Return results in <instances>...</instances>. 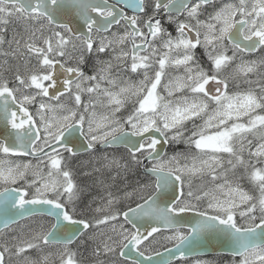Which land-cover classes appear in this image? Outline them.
I'll return each mask as SVG.
<instances>
[{"label":"snow or ice","instance_id":"obj_1","mask_svg":"<svg viewBox=\"0 0 264 264\" xmlns=\"http://www.w3.org/2000/svg\"><path fill=\"white\" fill-rule=\"evenodd\" d=\"M208 248L264 264V0H0V264Z\"/></svg>","mask_w":264,"mask_h":264},{"label":"rangeland","instance_id":"obj_2","mask_svg":"<svg viewBox=\"0 0 264 264\" xmlns=\"http://www.w3.org/2000/svg\"><path fill=\"white\" fill-rule=\"evenodd\" d=\"M182 147H184V146H182ZM177 150H179V149H177ZM181 150H183V149H181ZM122 152L123 151H107V150H105V151H100V152H97L95 154H91V155L86 156L83 160V161L89 162L87 164L86 170L92 171L93 168H100L101 171L100 172H94L93 171L92 176L87 177V178L80 176V178L82 179L81 184H91L93 181H95L97 178H99V179L104 180L105 184L112 185L113 181L111 180L110 177L116 176V171L113 169L111 172H109L107 169H104L102 167L104 161L101 158L104 155H108L109 157H112L113 155L118 156ZM169 154H171V150H170ZM73 165L77 166V169L79 170V168H78L79 164H77L73 161ZM129 179L134 180L135 177L129 176ZM123 183H124L123 180L120 177H117L116 181L114 182V186L110 190L113 193H116L118 188L123 187ZM242 183H244L245 187H248L246 182H242ZM95 189L97 192L94 195H97L98 197H102L105 195V189L99 185H97L91 189V194H93V191ZM86 199H88V197H86ZM230 259H231V257H227V256L226 257H214L213 260H210L209 264H229Z\"/></svg>","mask_w":264,"mask_h":264},{"label":"flooded vegetation","instance_id":"obj_3","mask_svg":"<svg viewBox=\"0 0 264 264\" xmlns=\"http://www.w3.org/2000/svg\"><path fill=\"white\" fill-rule=\"evenodd\" d=\"M13 26H16L15 25V22H13V25H10V28L11 27H13ZM171 30V29H170ZM173 34H175L174 32H173ZM197 52L198 53H202V49H197ZM246 59H248V58H256L255 56H252V57H245ZM85 71H88V68H85ZM173 74H175V73H173ZM139 78H141V77H137V76H135V75H133L132 76V79L133 80H136V79H139ZM230 90H234L233 89V86L232 85H230ZM181 145H178V146H175L176 147V149H178L179 147H180ZM105 150H107V151H124L123 150V148H99L98 149V151L97 152H100V151H105ZM170 150L171 149H169V152H170ZM97 152H95V153H97ZM95 153H93V154H95ZM89 154L88 153H80L73 161L75 162V163H77V164H79V162L80 161H83L84 160V158L86 157V156H88ZM33 163H35V161H33ZM77 171H79L78 169H77ZM239 174V173H238ZM77 179H78V182H80L81 183V181H82V179L80 178V176L78 175L77 176ZM97 191H96V189L93 191V194L92 195H94L95 193H96ZM85 199H86V197H85ZM87 200V199H86ZM43 220V218H41V217H32V218H27V219H25L24 221H21V223L22 224H29V223H35V222H37V221H42ZM230 257L228 254H217V255H198V256H194V257H190V261L188 262V264H191V261L192 260H196V259H199V260H202V261H208V262H210V260H213V258L214 257ZM177 264H180V262L179 261H177Z\"/></svg>","mask_w":264,"mask_h":264},{"label":"water","instance_id":"obj_4","mask_svg":"<svg viewBox=\"0 0 264 264\" xmlns=\"http://www.w3.org/2000/svg\"><path fill=\"white\" fill-rule=\"evenodd\" d=\"M80 153H83V150H81ZM215 254H228V253L226 250L208 248V249H201L198 253L193 254L191 257L198 255H215Z\"/></svg>","mask_w":264,"mask_h":264}]
</instances>
